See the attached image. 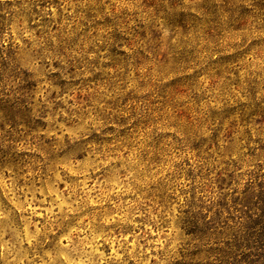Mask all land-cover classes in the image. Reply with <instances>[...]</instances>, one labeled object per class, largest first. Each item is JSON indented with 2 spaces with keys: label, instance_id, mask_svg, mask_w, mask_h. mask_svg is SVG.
Returning <instances> with one entry per match:
<instances>
[{
  "label": "rangeland",
  "instance_id": "rangeland-1",
  "mask_svg": "<svg viewBox=\"0 0 264 264\" xmlns=\"http://www.w3.org/2000/svg\"><path fill=\"white\" fill-rule=\"evenodd\" d=\"M264 184V0H0V264H215Z\"/></svg>",
  "mask_w": 264,
  "mask_h": 264
},
{
  "label": "trees",
  "instance_id": "trees-1",
  "mask_svg": "<svg viewBox=\"0 0 264 264\" xmlns=\"http://www.w3.org/2000/svg\"><path fill=\"white\" fill-rule=\"evenodd\" d=\"M244 221L225 241L224 255L215 264H264V184L245 199Z\"/></svg>",
  "mask_w": 264,
  "mask_h": 264
}]
</instances>
